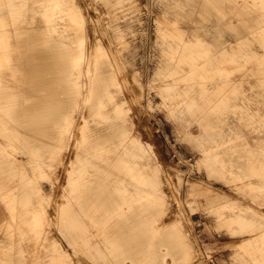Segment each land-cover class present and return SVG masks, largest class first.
<instances>
[{
  "label": "bare ground",
  "instance_id": "6f19581e",
  "mask_svg": "<svg viewBox=\"0 0 264 264\" xmlns=\"http://www.w3.org/2000/svg\"><path fill=\"white\" fill-rule=\"evenodd\" d=\"M165 2L184 28L191 24V34L180 30L179 20L170 22L178 29L163 34L159 84L176 106L174 115H195L200 135L191 138L207 166L218 168L233 192L245 189L264 204V150L249 149L252 143L237 134L254 130L255 139H264V61L253 59L259 57L256 46L264 50V0ZM77 4L0 0V200L11 216L0 228V264H194L189 235L159 216L158 168L124 115L116 74L122 64L111 60L121 54L111 45V53L103 48L98 36L87 41ZM104 4L112 14L116 5ZM99 22L94 20L96 31ZM225 34L247 50L237 78L234 69L221 66L231 50ZM240 104L255 106L256 118L243 119L234 109ZM80 107L88 117H80ZM56 160V178L63 173L64 182L59 178L57 190L52 180L45 194L38 177L50 179ZM11 177L15 186L8 188L3 181ZM248 212L220 215L243 222L252 216L264 225V215ZM240 235V263L264 264V227Z\"/></svg>",
  "mask_w": 264,
  "mask_h": 264
},
{
  "label": "rangeland",
  "instance_id": "374dc122",
  "mask_svg": "<svg viewBox=\"0 0 264 264\" xmlns=\"http://www.w3.org/2000/svg\"><path fill=\"white\" fill-rule=\"evenodd\" d=\"M76 1L86 18L87 41L98 36L103 48L109 50L110 53L112 48H116V53L121 54L120 57L111 60L114 61V64L119 62L122 64L116 74L120 77V94H122L121 100L124 101V115L129 118L132 132L137 134L142 144L150 146L151 163L158 168L159 191L163 194L159 199L161 202L159 208L162 211V215L159 216L170 225L178 222L184 232L189 235L195 250L190 253L194 264H241L238 253L245 243L242 242L241 231L262 229L264 225L252 220V216L248 218L247 222H243L240 217L225 218L220 213L224 210L237 211L238 213L246 210L251 213L257 210L261 215H264V204H261L262 200H253L251 195L245 193V189L233 192L235 190L231 189L224 177H221V171H218V168L207 166L202 151L191 138L200 135L197 117L195 115L183 119L176 117L174 115L176 106L169 102L163 87L159 84V71L165 57L162 48L165 46L164 42H167L166 38L163 39V34L170 33L175 28L178 29L177 26L182 27L180 30L184 32V29L190 27L191 24L184 28L185 22L178 17L175 19L169 12L170 8L166 6L165 2L167 0H112L116 5L112 14L107 13L104 0ZM55 3L60 4L59 2ZM96 18L100 20L98 31L94 26ZM177 20H179L177 26L170 25V22L175 23ZM103 28H109L112 32L108 29V34H105L102 32ZM186 30L187 34H191V30ZM223 38L228 39L227 42L231 44V50L226 53V61L222 62L221 66L229 71L234 69L237 78L241 73L240 60L246 56L247 50L239 47L237 38L228 34L223 35ZM205 40L208 41L207 34ZM256 47L260 50L259 57L253 59L258 62L264 61V50L260 46ZM252 52L254 55L257 54L256 50ZM181 53L183 56V50ZM134 75H136V79ZM83 81L87 85L88 82ZM138 84L141 85V91ZM245 87L249 88L250 85ZM251 92L252 90L245 91L246 95ZM86 105L90 106V103H86ZM234 109L244 114L243 119L256 118L251 113V111H257L255 106L249 109L245 104H240ZM81 115L82 117L89 116L86 107H80V117ZM76 121L73 128L75 130L71 131L72 135L77 129L79 121ZM186 129L188 135L185 134ZM237 134L240 136L238 138L242 137L243 139L244 137L252 143L249 149L264 150V139L254 138L257 134L256 131H238ZM68 150L70 155V149ZM57 163L58 160L55 161V164ZM57 165L56 172L54 167L50 168V179L47 175L38 177L37 184L40 186L41 192L51 193L52 180L57 181L56 189H61L59 186L64 182V174L60 173L56 178L59 163ZM0 174L2 173L0 172ZM59 178H62L63 181H60ZM3 183L5 186L8 184V188L15 186L12 177ZM10 199V207H12L10 214L12 215L16 201L13 191ZM8 217L11 216L3 205L2 222ZM11 229L14 233L16 232V226ZM2 237L3 234H1ZM252 244L255 245L256 242L254 241ZM25 245L27 254H29L30 240L26 241ZM192 253L195 255L193 258ZM167 259L171 260L170 257ZM81 263L83 264L82 261ZM24 264H30L29 259L25 260ZM127 264L138 263L127 260Z\"/></svg>",
  "mask_w": 264,
  "mask_h": 264
},
{
  "label": "crops",
  "instance_id": "0c3cea01",
  "mask_svg": "<svg viewBox=\"0 0 264 264\" xmlns=\"http://www.w3.org/2000/svg\"><path fill=\"white\" fill-rule=\"evenodd\" d=\"M2 206H3V204L1 203V200H0V228H1V224H2ZM0 237H1V233H0Z\"/></svg>",
  "mask_w": 264,
  "mask_h": 264
}]
</instances>
